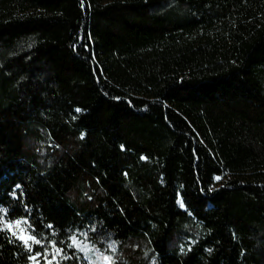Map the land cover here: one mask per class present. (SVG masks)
Returning a JSON list of instances; mask_svg holds the SVG:
<instances>
[{
	"label": "trees",
	"instance_id": "obj_1",
	"mask_svg": "<svg viewBox=\"0 0 264 264\" xmlns=\"http://www.w3.org/2000/svg\"><path fill=\"white\" fill-rule=\"evenodd\" d=\"M1 206L61 264H264V0H0Z\"/></svg>",
	"mask_w": 264,
	"mask_h": 264
},
{
	"label": "rangeland",
	"instance_id": "obj_2",
	"mask_svg": "<svg viewBox=\"0 0 264 264\" xmlns=\"http://www.w3.org/2000/svg\"><path fill=\"white\" fill-rule=\"evenodd\" d=\"M180 202H181V198H180V196H178L177 204H178V206L180 208L184 209V207L180 206ZM0 210H2V211H0V216L4 217V221L6 223H8V224H12L13 225L12 231L17 232V234L19 235V234H21L20 230L23 229V228H26L27 231L23 233L25 236H27L28 234H31V235H34L37 239H39L41 241L40 244H34V243H31V241H29V243L31 244V248H32L31 256L35 255L37 252L41 253V256L37 257V260L39 261V264H46V261L44 259L43 253L45 252V250H47L48 259L50 260L52 258V256L54 255V249L52 248V244L53 243L52 242L46 243L43 240L42 235L34 230V228L32 227V225H31V223H30V221H29V219L27 217L10 218L8 216L7 209L5 207L1 206ZM23 220H27V222H28L27 225L21 224L20 227L17 228L16 225H15V222L16 221H23ZM3 231L5 233H7L8 235H10L11 237H13L12 236V232L8 231L7 229H5ZM13 238H15V237H13ZM18 241H20V240H18ZM78 241L81 242V246L82 247H86L87 249H89V251L87 253H85L84 251H80V250L75 248L82 255V261H79L78 264H90V261H91V264H103L102 255L98 251L93 249L92 246L89 245L87 242L82 241L80 239H78ZM71 242L72 241L70 239V244H71ZM56 247L57 248H61L60 246H57V245H56ZM62 255L66 256L64 254V251L62 252ZM57 259H59V257ZM62 260H65V259H60V264H61ZM30 264H33V261L30 260ZM53 264H55V262H53ZM68 264H75V263L72 261V262H69Z\"/></svg>",
	"mask_w": 264,
	"mask_h": 264
},
{
	"label": "snow or ice",
	"instance_id": "obj_3",
	"mask_svg": "<svg viewBox=\"0 0 264 264\" xmlns=\"http://www.w3.org/2000/svg\"><path fill=\"white\" fill-rule=\"evenodd\" d=\"M77 111H79V109H77ZM215 179L220 180L221 177L217 176V177H215ZM19 187L20 186L17 185V188H19ZM180 206L184 207V204L182 201L180 202ZM0 211H2V210H0ZM27 223H28L27 220L16 221L15 225L17 228H19L21 224L27 225ZM48 227H52V226L48 225ZM12 228H13V225L6 223L4 221V217L0 216V231L7 229L8 231L12 232V236L15 237L17 240H20L22 242L23 246L28 250V252L32 251L31 244L29 243V241H31V243H34V244H40L41 243V241L39 239H37L34 235L28 234L27 236H25L23 233L27 231L26 228L21 229L20 230L21 234H19V235L17 234V232L12 231ZM94 230L95 229H93V231ZM84 235L86 236L87 233H85ZM70 239L72 242L69 245V247L76 248L80 251H84L85 253H87L89 251V249H87L86 247L81 246V242L78 241V239L75 235L71 236ZM110 247L113 249V251H115V244L114 243L112 245H110ZM52 248L54 249V255L52 256V258L50 260L48 259L47 250H45V252L43 253L46 264H53V262H55V264H60V259H65V260L70 259V257L62 255L63 249L57 248L55 243L52 244ZM39 256H41V253L37 252L35 255L30 256L29 259L31 261H33V264H39V261L37 260V257H39ZM58 257H59V259H57ZM102 260H103V264H113L111 256L104 255V256H102ZM90 264H91V261H90Z\"/></svg>",
	"mask_w": 264,
	"mask_h": 264
}]
</instances>
